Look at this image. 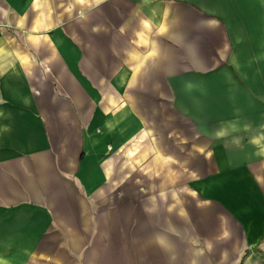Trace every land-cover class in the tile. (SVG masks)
I'll list each match as a JSON object with an SVG mask.
<instances>
[{"label": "crops", "instance_id": "obj_1", "mask_svg": "<svg viewBox=\"0 0 264 264\" xmlns=\"http://www.w3.org/2000/svg\"><path fill=\"white\" fill-rule=\"evenodd\" d=\"M127 89L162 102L163 144ZM129 144L162 148L181 203L164 264H264V0H0V264H126Z\"/></svg>", "mask_w": 264, "mask_h": 264}, {"label": "rangeland", "instance_id": "obj_2", "mask_svg": "<svg viewBox=\"0 0 264 264\" xmlns=\"http://www.w3.org/2000/svg\"><path fill=\"white\" fill-rule=\"evenodd\" d=\"M107 93H116L117 95H115V98H119L120 102H124V105H129V101L132 102L135 105L134 108L139 111L142 117L150 118L151 122H147L146 125L149 126L151 131V145L156 146L157 136L163 144L164 108L162 102L158 105L151 104V97L149 96L151 95V91L147 89H127L126 91L121 92L108 90ZM131 148L136 153L133 152L134 155L131 154L129 156V161L131 162L132 159H134L135 163L139 164L140 167L136 170L134 166H131L134 168L132 173L130 171L131 168L129 167L130 175L128 177L133 178L138 176L139 179L137 181L139 185H125L123 202H117L118 208L111 211L112 219H109L108 222L111 225L109 228L114 231L112 239L114 238L118 242V245L120 246L119 253L125 259L126 264H164L167 258H169L171 251H174V249L167 250L165 248L164 241L165 236L167 235L164 230L173 227L172 225H174L175 221H180L179 218L168 219V217H164V215L165 213H167L166 215H174L175 208H173V205L180 209L179 204L181 203L173 200L172 208H169V204L171 203L167 196L168 194L166 195V198L164 197L163 182L165 181V175L163 169L164 157L162 148L160 147V153L156 155L152 152L150 155L141 154V151L139 152L141 147L137 144H134L133 147L129 144L125 147V150H130ZM138 194H151V198L148 200L145 199L147 196L141 195L139 200H131L130 195ZM188 203L189 209H194L195 202L189 201ZM119 206L120 209H122L121 206H123V210H119ZM147 206L151 207V235H148L147 233L143 234L142 232L137 234L135 231H138V229L139 231H142V228L139 227L147 221V216L144 217L145 214L142 212L143 209L147 211ZM220 208H223V204L220 205ZM209 209L211 208L209 207ZM170 211L171 214L168 213ZM121 215L123 216L121 217ZM135 222L139 223L137 228ZM168 235L172 240L170 234ZM132 245H135L136 247L139 246L140 248H128ZM142 246H150V248L142 249ZM111 253L112 254L109 252L108 256L112 258L117 257L115 250H112Z\"/></svg>", "mask_w": 264, "mask_h": 264}]
</instances>
